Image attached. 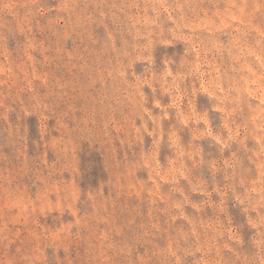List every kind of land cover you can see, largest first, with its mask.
<instances>
[{
	"label": "rangeland",
	"instance_id": "obj_1",
	"mask_svg": "<svg viewBox=\"0 0 264 264\" xmlns=\"http://www.w3.org/2000/svg\"><path fill=\"white\" fill-rule=\"evenodd\" d=\"M0 264H264V0H0Z\"/></svg>",
	"mask_w": 264,
	"mask_h": 264
}]
</instances>
